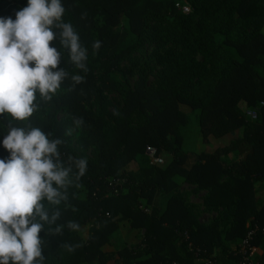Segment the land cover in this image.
<instances>
[{"label": "trees", "instance_id": "1", "mask_svg": "<svg viewBox=\"0 0 264 264\" xmlns=\"http://www.w3.org/2000/svg\"><path fill=\"white\" fill-rule=\"evenodd\" d=\"M27 2L0 0V18L15 20ZM61 4V22L72 25L87 50V70L71 62L54 27L50 46L61 53L59 67L67 77L50 100L37 93V109L27 120L0 116V159L9 156L2 140L10 127L40 128L49 140L60 141L59 161L71 168V183L61 189L67 198L58 205L43 201L50 218L60 215L54 223L40 221L42 264H241L239 249L224 242L242 241L250 230L255 233L249 247L261 249L264 260V200L255 195L264 186V0ZM97 41L101 46L94 50ZM148 72L154 73L150 88ZM76 75L81 82L72 79ZM117 76L137 81L129 89ZM108 94L120 100L112 112ZM182 106L197 114L204 145L225 144L209 153L186 152ZM243 108L256 113L252 126ZM147 146L169 153L168 165L150 166ZM79 159L87 164L83 176ZM132 163L135 172L127 171ZM179 181L205 191L203 210L217 219L199 223L200 207L185 203ZM173 191L163 212L150 208L159 192ZM72 222L78 230L68 227ZM122 223L135 233V242L142 233V252L125 245L114 254L104 252Z\"/></svg>", "mask_w": 264, "mask_h": 264}, {"label": "clouds", "instance_id": "2", "mask_svg": "<svg viewBox=\"0 0 264 264\" xmlns=\"http://www.w3.org/2000/svg\"><path fill=\"white\" fill-rule=\"evenodd\" d=\"M64 11L61 0H28L15 20L0 18V116L9 113L15 120H27L37 109V93L50 100L67 77L59 67L61 53L50 46L57 36L54 27L60 29L71 62L87 70V50L72 25L61 22ZM100 46L97 41L93 49ZM72 79L79 83L83 77ZM59 144L40 128L10 127L2 140L9 156L0 159V264H42L40 221L54 223L60 215L57 211L50 218L43 201L58 205L67 198L61 189L71 183V168L59 161ZM75 163L83 176L86 161ZM68 227L79 229L74 222Z\"/></svg>", "mask_w": 264, "mask_h": 264}, {"label": "rangeland", "instance_id": "3", "mask_svg": "<svg viewBox=\"0 0 264 264\" xmlns=\"http://www.w3.org/2000/svg\"><path fill=\"white\" fill-rule=\"evenodd\" d=\"M138 70L141 71L144 69L139 67ZM146 73H147V71H146ZM153 76H154L153 72L152 73L148 72V77H147V81H146L147 88H150V86L153 84ZM136 81H137V77H133V78L125 77L124 80L121 79V77H119V76L116 77V82L118 84L126 85L127 88H129V89H133ZM107 100L111 104V106L109 107V111H111V112L114 111L118 107L119 102H120L118 96H116L115 94H108ZM181 110L188 117V123L186 124V126L184 128H182V131L180 134L182 136V140H183V149L186 152H194L195 154L209 153L210 151H212L214 149L215 144H221V145L225 144L226 141L211 140L210 141L211 144L204 145L202 143V140H201V137H200L199 131H198V122H197V116H196L197 114L193 113L188 107H185V106H182ZM247 110L248 109L243 108V110H242L243 116H244L246 124L248 126H252L256 122H255V120H253L251 118V116H248ZM75 146H77V145H75ZM86 155L89 156V158H91V155H89V152H86ZM160 157L162 160V164L159 166L164 168L168 165L169 161L171 160L170 154L163 152V153H161ZM190 162H191V160H190ZM136 170H137V165L135 163H132L127 167V171H129V172H135ZM123 182L124 181H120L119 183L123 184ZM185 188H187V187H185ZM159 193L156 196L158 198L159 197L161 198L162 192H159ZM140 205H141L142 209L146 208V203L144 200H140ZM87 231H88V229H85L84 236L87 233ZM135 237H136L135 233L131 232L129 227L122 223V224H120L117 232L111 238L110 245H108L107 247L104 248V252L106 254H109V255L114 254L118 249H120L124 245L127 248L134 250L135 252L141 251L142 250L141 247L137 248L138 242L141 239V234L139 235L140 239L137 240L136 242H135Z\"/></svg>", "mask_w": 264, "mask_h": 264}, {"label": "crops", "instance_id": "4", "mask_svg": "<svg viewBox=\"0 0 264 264\" xmlns=\"http://www.w3.org/2000/svg\"><path fill=\"white\" fill-rule=\"evenodd\" d=\"M176 185H177V189L180 190V192H183L185 194V198H184L185 203L200 207L199 217H198L199 223L209 224L213 220L217 219L216 213H213V212L208 213V212H204V210H203L202 203H203V199L205 198V194H206L205 191H201V190L197 189V187L188 185V184L184 183L183 181L176 182ZM185 187H187V188H185ZM174 192L175 191H173L172 193H169V194L162 193L161 198L156 197L154 199L153 204L150 205V208L154 207V208H157L159 210V212H163L166 208L169 197L172 196V194ZM255 195L259 199L264 200V186L256 189ZM150 208L148 207V210ZM242 241H239V240L225 241L224 243L230 248V250L237 252L238 249L240 250V247L242 245ZM262 255H263V251L261 249L253 248L251 251L250 259L252 260V262L254 264H260L261 262L264 263V260H262Z\"/></svg>", "mask_w": 264, "mask_h": 264}, {"label": "built area", "instance_id": "5", "mask_svg": "<svg viewBox=\"0 0 264 264\" xmlns=\"http://www.w3.org/2000/svg\"><path fill=\"white\" fill-rule=\"evenodd\" d=\"M176 8H179L183 13H188L189 8L187 6H181L180 4H176ZM248 116H251L253 120L257 118V115L252 110H247ZM145 156L147 157L148 163L152 167H156L162 164V160L160 155L158 154L157 150L153 147L147 146L144 152ZM255 231L250 230L246 238L242 241V245L239 250V254L241 255V264H254L250 259L251 251L253 248L249 247V241L252 239ZM203 264H215L211 261H203Z\"/></svg>", "mask_w": 264, "mask_h": 264}]
</instances>
